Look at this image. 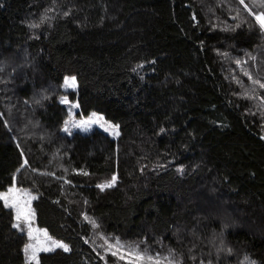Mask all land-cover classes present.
<instances>
[{"label": "trees", "instance_id": "1", "mask_svg": "<svg viewBox=\"0 0 264 264\" xmlns=\"http://www.w3.org/2000/svg\"><path fill=\"white\" fill-rule=\"evenodd\" d=\"M0 68V192L28 190L35 225L69 246L41 264H130L105 236L264 264V89L244 74L264 82V34L239 0H0ZM65 96L119 135L66 133ZM13 223L0 201V264H25Z\"/></svg>", "mask_w": 264, "mask_h": 264}, {"label": "snow or ice", "instance_id": "2", "mask_svg": "<svg viewBox=\"0 0 264 264\" xmlns=\"http://www.w3.org/2000/svg\"><path fill=\"white\" fill-rule=\"evenodd\" d=\"M254 2L261 7H264V0H254ZM239 4L243 5L249 16L254 17L256 26H258L260 32L264 34V11H254L249 4L245 3V0H239ZM236 11L237 15H239V8H237ZM65 15H67V13H65ZM46 18L47 17H42L41 21ZM31 26L36 27L37 25L33 24ZM251 26L252 25H250V27ZM240 63L241 62L238 60L237 64L239 65ZM0 70L3 69L0 68ZM244 74L247 75L250 80H252L253 84L258 85L261 89H264V82H261L259 79H254L247 71H245ZM76 84V76H65L62 86L66 89L69 87L75 88ZM253 92H255V89H253ZM47 98L48 97L46 95L41 96V100H46ZM25 102L27 103V101ZM60 102L62 104L70 105L69 120L64 121L65 126L63 129L65 132H69V121L72 117V108L78 107L79 105L71 103L66 96L61 97ZM36 103H40V100H37ZM71 124L73 127H79L85 131H87L92 124H99V126L105 131L111 132L113 135H119V132L116 131L119 128V125L105 120L102 115L96 112H93L87 120H80L79 122L71 120ZM161 131L164 130L161 129ZM21 155H23V153H21ZM27 163L28 161L25 160L24 164ZM23 166L24 165H21V167ZM33 171L36 170L33 169ZM116 179L117 177L113 175L110 181L98 184L97 187H99L101 190H104L107 187L113 186V184L116 182ZM66 182L70 183V181ZM32 199H35V197L31 196L27 190L18 189L15 186V183H13L6 192H0V201L3 202L4 207L11 208L14 212V223L12 227L22 232L26 231L28 242L25 243L23 247L25 264H41V253L53 252L58 248L67 252L69 251V246L60 240H54L51 236H49L46 229L33 227L32 221L34 219L35 213L31 208ZM85 218L88 219V217ZM92 224L94 227L96 226L95 221H92ZM103 239L107 245L105 251H111L112 255H119L121 259H124L126 256L130 264H181V261L175 257L174 251L172 249H169V252L166 256H162L160 253L153 254L148 248L141 249L139 244H126L121 240L120 237H116L114 242L106 236L103 237ZM217 251H220V249H217ZM228 251L231 252V249ZM245 260L248 261V264H256V262L251 260L249 257H245ZM201 264H204V262L201 261ZM209 264H211L210 261Z\"/></svg>", "mask_w": 264, "mask_h": 264}, {"label": "rangeland", "instance_id": "3", "mask_svg": "<svg viewBox=\"0 0 264 264\" xmlns=\"http://www.w3.org/2000/svg\"><path fill=\"white\" fill-rule=\"evenodd\" d=\"M66 105V107L68 108V111H69V107H70V105L69 104H65ZM76 110H77V107H74V108H72V117H71V120H75V121H77V122H79L80 120H87L88 119V117H86V118H82V119H76L75 118V112H76ZM91 116V115H90ZM105 119V118H104ZM68 120H69V118H68ZM71 120L69 121V132H71V131H78V132H82V133H86V132H89L90 130H92L93 128H95V127H97V128H100V129H102V130H104L103 128H101L100 126H99V124H92L91 125V127H89L88 128V130L87 131H85V130H83L82 128H79V127H73L72 126V124H71ZM105 131V130H104ZM117 131V130H116ZM69 132H66V133H69ZM105 132H107L108 134H110L111 136L113 135L111 132H108V131H105ZM113 136H115V135H113ZM18 188V187H17ZM18 189H20V188H18ZM8 190V189H7ZM6 190V191H7ZM22 190H26V189H22ZM6 191H4V192H6ZM27 192L29 193V191L27 190ZM209 192V191H208ZM2 202V201H1ZM31 202H32V200H31ZM209 201H206V200H202V204H204V205H208L209 203H208ZM3 203V202H2ZM216 208V207H215ZM208 214V213H207ZM32 223H33V227H35V228H39L38 226H36L35 225V223H34V219H33V221H32ZM40 229H42V228H40ZM25 233H26V231H24ZM54 240H58V239H55V238H53ZM61 241V240H60ZM28 242V241H27ZM63 242V241H62Z\"/></svg>", "mask_w": 264, "mask_h": 264}]
</instances>
